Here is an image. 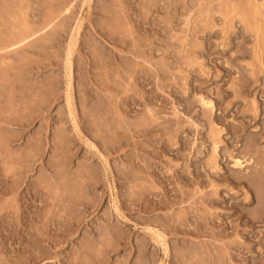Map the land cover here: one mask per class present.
<instances>
[{"label":"rangeland","instance_id":"1","mask_svg":"<svg viewBox=\"0 0 264 264\" xmlns=\"http://www.w3.org/2000/svg\"><path fill=\"white\" fill-rule=\"evenodd\" d=\"M226 1L0 0V264H264V0Z\"/></svg>","mask_w":264,"mask_h":264},{"label":"bare ground","instance_id":"2","mask_svg":"<svg viewBox=\"0 0 264 264\" xmlns=\"http://www.w3.org/2000/svg\"><path fill=\"white\" fill-rule=\"evenodd\" d=\"M22 1H23V0H22ZM227 1H229V0H227ZM227 1H226V2H227ZM245 1H246V0H245ZM248 2H249V0H248ZM248 2H247V3H248ZM14 3H15L14 5L16 6V2H14ZM231 3H232V2H231ZM254 3H255V2H254ZM229 4H230V3H228L227 5H229ZM234 4H235V3H234ZM250 4H251V2H250ZM227 5L225 6V5L223 4V6H225V7H227ZM246 5H247V4H246ZM230 6H233V5H230ZM235 6H236V5H235ZM235 6H233V7L236 8ZM228 7H229V6H228ZM233 7H231V8H232L231 10H233ZM246 7H247V6H246ZM253 7H254V6H253ZM253 7H252V8H253ZM247 8H248V7H247ZM65 9H67V8H65ZM225 9H226V8H225ZM225 9H224V10H225ZM250 9H251V8H250ZM255 9H256V8H255ZM258 9H260V8H258ZM224 10H223V11H224ZM253 10H254V8H253ZM66 11H67V10H66ZM66 11H65V12H66ZM227 11H228V9H227ZM260 11H261V10H260ZM13 12H15V10H14ZM205 12H206V11H205ZM207 12H209V11L207 10ZM229 12H230V13H233V12H235V9H234V11H229ZM229 12H228V13H229ZM250 12H251V11H250ZM10 13H11V12H10ZM13 14H14V13H12L11 15H13ZM225 14H227V13H225ZM234 14H235V13H234ZM244 14H245V12L243 11V16H244ZM246 14L248 15L247 17H249V14H248L247 12H246ZM4 15H5V14H4ZM6 15H7V13H6ZM49 15H50V14H49ZM51 15H52V14H51ZM46 16H48V14H47ZM252 16H253V15H252ZM13 17H15V15H14ZM17 17H19V16H17ZM253 17H254V16H253ZM19 18H20V17H19ZM51 18H52V16H51ZM56 18H57V17H56ZM16 19H18V18H16ZM52 19H53V18H52ZM245 19H246V18H245ZM14 20H15V19L13 18V21H14ZM225 20H226V18H225ZM252 20H253V19H252ZM16 21H17V20H16ZM20 21H21V19H20ZM23 21H24V20H23ZM49 21H50V19H49ZM51 21H52V20H51ZM53 21H54V19H53ZM226 21H227V20H226ZM47 22H48V20H47ZM227 22H228V21H227ZM14 23H15V22H14ZM19 23H20V22H18V25H20ZM50 23H51V22H50ZM50 23H49V24H50ZM43 24H44V23H43ZM43 24H42V26H43ZM51 24H52V23H51ZM25 25H26V23H25ZM47 25H48V24H47ZM13 26H15V25H13ZM49 26H50V25H48V27H49ZM249 26H250V25H249ZM249 26H248V27H249ZM18 27H19V26H18ZM29 28H30V27H29ZM77 28H78V27H77ZM246 28H247V26H246ZM19 29H20V30H23V29H24V30H26V32H27L26 27L23 28V29H21V28L19 27ZM44 29H45V28H44ZM248 29H249V28H248ZM250 29H251V30H250ZM250 29H249V30L252 31L253 27L250 28ZM11 30H12V29H11ZM17 30H18V28H17ZM17 30H15L16 32L13 31L14 34H13V33H12V34L15 35V37H16V35H18V36L20 35L19 38H22V37H21L22 34L18 33L20 30H18V31H17ZM31 30H32V29H31ZM260 30H261V29H260ZM34 31H35V30H34ZM38 31H39V30H38ZM261 31H262V30H261ZM30 32H31V31H29V33H30ZM76 32H78V31H76ZM262 32H263V31H262ZM262 32H261V35L264 36V33L262 34ZM16 33H18V34H16ZM21 33H22V31H21ZM37 33H38V32H37ZM9 34H10V33H9ZM12 34H11V35H12ZM24 34H25V33H24V31H23V36H24ZM33 34H34V33H33ZM259 34H260V32H259ZM30 36H31V35H30ZM254 36H255V35H254ZM6 37H7V35H6ZM6 37H5V38H6ZM15 37H12V39H13V38L16 39V41H17L18 44H19L20 40H17L18 37H17V38H15ZM255 37H256V36H255ZM10 38H11V36H10ZM19 38H18V39H19ZM261 39H262V38H261ZM10 40H11V39H10ZM10 40H9V41H10ZM24 40H25V39H24ZM74 41H75V38H73V39L71 40V44H72V45H74ZM258 41H259V40H258ZM17 42H15V43H17ZM13 43H14V42H13ZM13 43H12V44H13ZM20 43H22V42H20ZM12 44L10 43V44H9V47L13 46L12 48H14L15 45H14V44L12 45ZM256 45H257V44H256ZM258 45H259V44H258ZM19 46H20V45H19ZM259 46H260V45H259ZM262 46H263V45H262ZM7 47H8V46H7ZM71 48H72V47H71ZM260 52H261V51H260ZM260 57H261V56H260ZM254 58H255V57H254ZM257 58H258V57H257ZM259 60H260V59H259ZM259 60H258V61H259ZM252 65H253V64H252ZM252 65H251V66H252ZM68 86H70V84H69ZM69 101H70V100H69V98H68V99H67V102L69 103ZM203 104H204V103H203ZM208 104H209V103H208ZM204 105H206V104H204ZM204 105H203V106H204ZM209 105H210V104H209ZM207 107L209 108V106H206V108H207ZM211 130H212V129H211ZM212 131H215V130H212ZM216 132H218V131H216ZM216 132H215V133H216ZM218 134H219V133H218ZM211 135H212V134H211ZM214 137H215V136L213 135V136H212V140H213ZM217 138H218V137H217ZM214 141H215V140H214ZM215 142H216V141H215ZM217 142L219 143V141H217ZM213 143H214V142H213ZM215 144H216V143H215ZM215 144H214L213 146H215ZM213 148H214V147H213ZM215 148H216V146H215ZM215 148H214V149H215ZM214 151H215V150H214ZM213 154H215V153H213ZM211 155H212V154H211ZM235 161H236V160H235ZM238 161H240V160H237V162L234 163V165H235V164H238V165H239L240 163H239ZM212 162H213V161H212ZM235 166H236V165H235ZM104 227H106V225H105ZM102 228H103V227H102ZM108 228H110V226H109V227L107 226V229H108ZM112 231H113V230H112ZM114 231H115V230H114ZM118 232H119V231H118ZM110 233H111V232H110ZM104 235H105V234H104ZM111 235H112V234H111ZM151 236H154V237H152V238L155 239V241H156L157 243H158L159 241L162 242V240L164 239V238H162L163 236H162L160 233H157V232H152V233H151ZM110 237H111V236H110ZM114 237H115V236H114ZM106 239H107V238H106ZM106 239H105V240H106ZM108 239L110 240V238H108ZM108 239H107V240H108ZM158 239H159V241H158ZM109 240H108V241H109ZM98 241H99V240H98ZM100 241H101V240H100ZM102 242H103V241H102ZM104 242H105V241H104ZM96 243H97V242H96ZM105 243H106V242H105ZM164 243H165V241H164ZM100 244H101V243H100ZM165 244H166V243H165ZM92 245H93V244H91V245L89 244L90 249H91V246H92ZM162 245H163V244H162ZM82 246H83V245H82ZM85 246H86V245H84L83 249L85 248ZM165 246H166V245H165ZM165 246H164V250L166 251V247H165ZM140 248H141V247H140ZM80 249H82V248H80ZM80 249H79V251H74V255H77V254H75V252L85 251V249H84V250H80ZM88 249H89V247H88ZM97 249H99V248L97 247V248L95 249V251H96ZM89 251H91V250H89ZM100 251H101V250H100ZM86 252H87V251H86ZM92 252H94V250H93ZM98 252H99V251L97 250V253H98ZM101 252H102V251H101ZM89 254H91V253L89 252ZM98 254H99V253H98ZM98 254H97V255H98ZM100 254H101V253H100ZM78 255H80V254H78ZM92 255H93V254H92ZM95 255H96V254H95ZM97 255H96V256H97ZM80 256H81V255H80ZM80 256H79V257H80ZM83 256H84V255H83ZM83 256H81L80 259H82ZM74 257H75V256H74ZM86 257H87V256H86ZM90 257L92 258V256H90ZM76 258H77V257H76ZM72 259H73V256H72ZM77 259H78V258H77ZM88 259H89V258H87V260H88ZM85 260H86V259H85ZM87 260H86V261H87ZM86 261H85V262H86ZM89 261H90V260H89ZM91 261H93V260L91 259ZM76 262H77V261H76ZM72 263H73V262H72ZM83 263H84V262H83ZM87 263H88V262H87ZM95 263H97V262H95ZM92 264H93V263H92Z\"/></svg>","mask_w":264,"mask_h":264}]
</instances>
